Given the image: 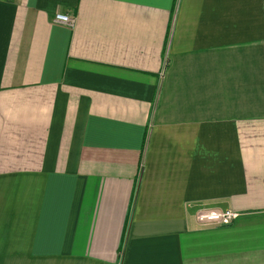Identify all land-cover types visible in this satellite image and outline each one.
Returning <instances> with one entry per match:
<instances>
[{"label":"crops","instance_id":"0c3cea01","mask_svg":"<svg viewBox=\"0 0 264 264\" xmlns=\"http://www.w3.org/2000/svg\"><path fill=\"white\" fill-rule=\"evenodd\" d=\"M0 264H264V0H0Z\"/></svg>","mask_w":264,"mask_h":264},{"label":"built area","instance_id":"2783aa9c","mask_svg":"<svg viewBox=\"0 0 264 264\" xmlns=\"http://www.w3.org/2000/svg\"><path fill=\"white\" fill-rule=\"evenodd\" d=\"M54 21L74 27L77 19L70 13L58 12L54 16ZM238 216L239 214L232 209L200 210L197 213V220L204 225H230Z\"/></svg>","mask_w":264,"mask_h":264}]
</instances>
